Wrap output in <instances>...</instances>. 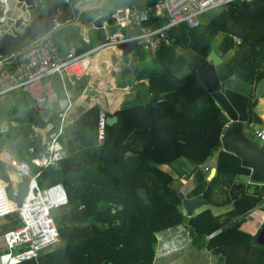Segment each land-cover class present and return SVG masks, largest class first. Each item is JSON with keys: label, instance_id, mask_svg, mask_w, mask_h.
<instances>
[{"label": "trees", "instance_id": "obj_1", "mask_svg": "<svg viewBox=\"0 0 264 264\" xmlns=\"http://www.w3.org/2000/svg\"><path fill=\"white\" fill-rule=\"evenodd\" d=\"M158 1L143 0L133 6H153ZM210 12L211 18L195 28L180 24L169 29L171 43L153 54L138 50L136 78L149 97L118 110L116 121L106 124L101 143L96 138L99 109L93 107L76 124L62 128L68 147L56 166L40 171L32 166L33 174L39 171L37 186L43 189L60 183L67 204L59 213H52L59 243L18 264H153L157 234L183 224L193 245L219 256L223 264H264V247L255 242L256 234L241 229L244 215L264 203V184L241 183L237 188V177L248 176L249 170L241 167L236 156L219 151L216 172L200 192L212 205L231 206L222 216L208 207L190 218L182 215L178 191L171 186L173 177L161 168L179 159L197 167L220 146L228 120L196 73L211 50L249 84L264 79V0L235 2ZM160 23L161 19L151 16L145 25ZM58 34L65 42L81 41L72 27ZM53 41L58 45L56 38ZM256 103L249 101L248 115L261 124ZM15 121L28 126L24 132L20 128L0 131V146L17 135L25 141L32 126L41 132L46 128L42 133L48 137L61 126L58 114L45 121L34 108ZM30 135L29 143L16 149L19 160L29 162L44 149V138L38 133ZM0 179L9 181L1 162ZM28 183L29 178L18 183L16 197L11 195V186L7 187L17 205L26 195ZM139 188L145 189V198L138 195ZM19 226L16 213L0 221L1 232Z\"/></svg>", "mask_w": 264, "mask_h": 264}, {"label": "built area", "instance_id": "obj_2", "mask_svg": "<svg viewBox=\"0 0 264 264\" xmlns=\"http://www.w3.org/2000/svg\"><path fill=\"white\" fill-rule=\"evenodd\" d=\"M8 0H0V8ZM253 0H160L153 6L117 9L112 15L116 29L94 48L78 52L70 45L66 53H59L57 46L47 35L36 37L8 57H0V99L15 92L25 93L36 102L52 93L50 81L52 76L66 78L70 84L80 80L88 73L93 55L103 48H116L118 45L135 42L145 53L153 54L161 45H168L169 29L180 24L190 28L200 25L199 16L220 9L235 2ZM68 2V0H64ZM151 16L161 19L157 26H146ZM140 27V32L131 35L123 29ZM106 114L97 115V142L105 138ZM63 125L57 133L42 140L43 151L31 157L29 162L16 159L10 151H0V161L20 177H29L27 193L19 205H14L7 195V183L0 179V220L16 212L20 226L2 232L0 235V264H18L35 259L48 248L59 243L60 238L52 217V209L67 204V197L60 183L39 188L35 177L39 171L56 166L63 158L64 152L58 142ZM264 140V128L256 133ZM31 165L39 169L34 175ZM17 189L12 194L17 195Z\"/></svg>", "mask_w": 264, "mask_h": 264}, {"label": "crops", "instance_id": "obj_3", "mask_svg": "<svg viewBox=\"0 0 264 264\" xmlns=\"http://www.w3.org/2000/svg\"><path fill=\"white\" fill-rule=\"evenodd\" d=\"M141 1L143 0H76L74 4H71L69 3V0L68 2H64V0H41V3L44 5L42 11H45L47 5L53 2H59L60 4L63 3L62 5H67L72 11V19L68 22V25L58 27L57 29L49 31L47 34L43 35L49 36L52 41L53 38H56L58 45L55 44L54 41L53 43L57 46V49L61 54L66 53L70 45H73L78 52L94 48L100 43L96 41V28L90 24V21L99 16H102L106 20H108L107 18L112 20L111 15L117 9L132 7L135 3ZM38 2L39 0H37V3ZM112 11L113 13L110 14ZM87 12L90 13L87 14ZM106 20L102 23L105 30L111 26V24H107ZM66 27H72L74 28V31L79 33L81 36V41L79 43L74 44L72 42H65L63 35L58 34L59 30ZM130 29L132 28L123 29V31L131 34ZM110 33L111 32H108L107 35ZM14 51L16 50L14 49ZM138 67V57L134 52L128 55H123L118 48H103L93 55L88 73L78 80L75 85L70 84L66 78L55 75L48 79L51 84L52 93L45 96L40 102L34 101L25 93L20 91H15L1 98L0 108L5 107L7 109L6 131L12 129L11 132H13L14 129H19L21 124L16 122L15 118L26 116L33 108L36 110L39 118L45 121L52 115L58 114L61 125H63V127H68L76 124L77 121L93 107H97L99 112L103 111L107 117H112L115 116V113L123 106L133 105L139 100L146 101L149 96L146 92L145 86L143 82L137 80L136 78ZM18 112H22V114H19ZM255 112L262 120L261 124H264V96L257 100ZM252 122L256 123L255 121ZM31 129L32 133H38L41 138L48 137V135H43V133L34 126H32ZM30 134L25 137V141L22 135H17V137L11 141L13 146L10 147L8 144H5L7 145V148H0V151L6 149L10 151L16 159H18L15 156L16 149L22 147V144L24 145L29 143V139L27 138H30ZM67 138L68 137L63 136L62 133L58 138V142L62 147L64 156L67 153ZM219 151H223L221 146H219L217 151H215L210 158L197 167H194L186 159H179L170 165H163L161 168L172 175L173 181L171 186L176 189L178 193H183L185 197L188 198L193 197L201 194V190L206 186L205 181L208 176L212 177L215 174V165ZM1 163L5 166L9 177V181H3L7 183V187L9 185L11 186L12 191L14 188L17 189L18 183H20L23 178H29L20 177L5 163ZM32 166L33 165H31V173ZM32 175L34 174L32 173ZM239 177H243L246 180L243 182L238 181ZM239 177L236 179L239 185H237V188L240 187L241 183L254 185V183L249 182L247 176ZM12 191V197H16L17 195H13ZM8 197L14 205H17L9 195ZM225 207L228 208L225 209ZM225 207H221L218 212L213 214L216 216H222L231 208L230 205H226ZM247 216L250 217V223H254L255 221L256 226L254 227L252 224L250 229L253 234L264 218L263 210L256 207L246 213L244 218H247ZM3 220L0 221L3 222ZM186 227L187 226L183 224L157 234V260L155 264H174L175 257L178 255V252H181L184 248L189 246L196 248L192 243V239H186ZM1 233L2 232L0 230V235ZM187 234H189V231ZM159 253H163V257L159 255ZM214 256L218 257V264H223L220 261L219 256Z\"/></svg>", "mask_w": 264, "mask_h": 264}, {"label": "water", "instance_id": "obj_4", "mask_svg": "<svg viewBox=\"0 0 264 264\" xmlns=\"http://www.w3.org/2000/svg\"><path fill=\"white\" fill-rule=\"evenodd\" d=\"M43 7L41 0L38 3L37 0H8L6 6L0 8V57L10 56L23 42L33 41L38 36L68 25L72 19V11L67 5L53 2L47 5L45 11H42ZM107 19L99 16L90 21L96 28V41L99 43L105 40L108 32L115 30L113 19ZM104 20L111 24L106 30L102 26ZM139 32L138 26L130 29L131 35ZM116 48L123 55H128L136 48V43H123ZM196 73L228 120L220 135L222 150L236 156L241 167L249 170L247 178L250 183L264 184V140L256 136L264 124L250 121L247 110L250 100L255 101L264 96V79L255 85L249 84L235 75L214 50L209 52ZM115 121L116 116L106 118L108 125ZM137 193L145 198V189L139 188ZM178 197V211L187 218L209 206V201L202 194L188 198L179 192ZM255 242L264 246V222L256 234Z\"/></svg>", "mask_w": 264, "mask_h": 264}, {"label": "rangeland", "instance_id": "obj_5", "mask_svg": "<svg viewBox=\"0 0 264 264\" xmlns=\"http://www.w3.org/2000/svg\"><path fill=\"white\" fill-rule=\"evenodd\" d=\"M212 15H213V12H207V13L202 14L201 16H199V20L201 22H206V21H208L211 18ZM140 49L141 48L139 46H136V48L133 50V52L137 55V52ZM1 108H2V110L0 111V131H6L7 130V109L5 107H1ZM18 113L22 114V112H18ZM26 127H27L26 122L21 123L20 130L22 132H24ZM7 144L10 147L13 146V143H11V142H9ZM3 147L7 148V145L4 144V145L0 146V148H3ZM209 162H210V160H209ZM210 178H211V176H208L206 181H209ZM245 180L246 179L243 178V177H239L238 178V181H242L243 182ZM199 189H197V190H199ZM197 190H195V191H197ZM208 207H209V209H210V211L212 213H215V212H218L221 209V207H223V206H219L218 207V206H215V205H212L211 203H209ZM258 207H259V209L264 208V203H262ZM61 208L62 207L52 209L51 213H53V212L54 213H59L61 211ZM227 208L228 207H225V209H227ZM249 220H250V217H248V216H247V218H244V221H243V223L241 225V229L248 230V231L251 232V230H250L251 227H252L251 225L253 224L254 227L256 225H255V221H254V223H250ZM187 232H188V228L186 227V235L185 236H186L187 240H190L191 236L189 234H187ZM252 232H253V229H252ZM156 255H157V252H156ZM156 255H155V259H154L153 264L156 263V260H157ZM159 255H161L163 257V253H159ZM217 261H218V257L212 255L205 248L204 249H197V248H194L193 246H189L187 248H184L181 252H178V255L175 257L174 264H218Z\"/></svg>", "mask_w": 264, "mask_h": 264}, {"label": "flooded vegetation", "instance_id": "obj_6", "mask_svg": "<svg viewBox=\"0 0 264 264\" xmlns=\"http://www.w3.org/2000/svg\"><path fill=\"white\" fill-rule=\"evenodd\" d=\"M263 209H264V208H263ZM263 213H264V210H263ZM263 222H264V218L262 219L261 224L258 226V228L256 229V231L254 232L255 234H257L258 230L262 227ZM260 246H261V245H260ZM263 247H264V246H263Z\"/></svg>", "mask_w": 264, "mask_h": 264}, {"label": "bare ground", "instance_id": "obj_7", "mask_svg": "<svg viewBox=\"0 0 264 264\" xmlns=\"http://www.w3.org/2000/svg\"><path fill=\"white\" fill-rule=\"evenodd\" d=\"M116 28V27H115ZM137 46V45H136Z\"/></svg>", "mask_w": 264, "mask_h": 264}]
</instances>
